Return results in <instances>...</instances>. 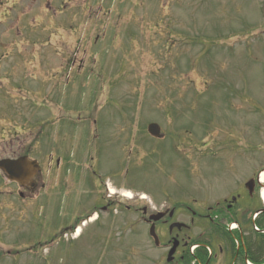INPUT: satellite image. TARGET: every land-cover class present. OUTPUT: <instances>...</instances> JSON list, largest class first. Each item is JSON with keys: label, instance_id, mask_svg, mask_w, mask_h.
I'll return each mask as SVG.
<instances>
[{"label": "rangeland", "instance_id": "1", "mask_svg": "<svg viewBox=\"0 0 264 264\" xmlns=\"http://www.w3.org/2000/svg\"><path fill=\"white\" fill-rule=\"evenodd\" d=\"M98 1L68 0L56 14L64 0H0V161L29 154L41 187L53 147L83 174L72 189L22 199L0 173V264H169L166 239L155 247L129 209L141 202L124 193L158 211L216 210L264 169V0ZM103 181L117 193L114 222L100 214L102 231L91 223L63 239L93 213ZM243 200L244 213L262 209ZM197 224L179 238L208 240Z\"/></svg>", "mask_w": 264, "mask_h": 264}, {"label": "flooded vegetation", "instance_id": "2", "mask_svg": "<svg viewBox=\"0 0 264 264\" xmlns=\"http://www.w3.org/2000/svg\"><path fill=\"white\" fill-rule=\"evenodd\" d=\"M58 0H55L57 2ZM71 2L73 0H70ZM99 7H103L104 0H99ZM98 1V2H99ZM116 0H114L115 3ZM129 1V5L131 7H138L143 9L144 0H127ZM53 2V0H51ZM68 0H64L63 3H60L61 6L58 5V8L55 9V13L58 14V11H63V7L67 5ZM53 4V3H52ZM114 8V6L112 7ZM99 40L96 41L98 43ZM68 53V51H65ZM64 53V52H62ZM264 55V54H259ZM257 109L258 106L256 105ZM258 130H261L259 127ZM262 132V130L260 131ZM260 132H258L260 134ZM167 137L165 136L158 140V142H166ZM54 148L52 147V152L48 155L47 158V169L45 171L47 176V181L44 183V186L40 187V179L42 178L43 174L41 171L39 174H37L35 180L33 181L34 185H22L20 183H12L13 185H17L19 187L18 195L22 199H28V198H35L36 194L41 191V189L44 187L45 190L49 193L52 191H55L59 188H74L77 185H81L83 183V174L80 177V171L78 168L74 167L72 165V162L70 159H60L61 157L54 156ZM178 152H180V149H178ZM28 156V155H25ZM240 156V155H239ZM15 159V158H11ZM63 160H65L64 164L62 163ZM79 162V159H78ZM77 162V165L79 164ZM264 170V169H263ZM66 172L71 173L72 175L69 177H66ZM262 173V170L256 173L251 180L252 182H249L251 180H248L247 184H244L242 181L237 180L236 184L232 186V188L227 191V195L225 198H222L220 202L217 203V211L214 212L212 207H207V210L205 212H196L191 207L186 206L185 204L171 206L167 207L164 206L158 211L155 207H149L144 205L137 206V207H129L130 210H135V212L141 213V221L143 223H146L147 225L151 226L149 222V217L154 212H160L164 213L165 216L162 220H160L159 223L156 225V229L165 228L168 229V235L170 243V247L173 244V240L175 238H179L180 235L178 232H182L183 230H190L191 227L189 225L183 226L179 229H174L172 232L170 231V228L172 225L176 223H180L178 221V218L181 216H185L189 213L191 216V223H195V217L198 216V218H201V220H204L209 223L215 224V226L212 228L210 238L205 241L206 246H211L213 251L212 255L208 257V255L205 253V251L201 250L198 253L194 254L193 256L187 255V251L189 248V245L191 241H188L186 237L180 238V246L178 248V253L180 255V259H189L193 258L196 262L195 264H245L246 261H250L253 259H257L259 255H262L264 253V236L261 235V233H255L254 229L255 226L262 225L264 223V217L260 218L258 217L256 221L254 220L255 212L244 213L243 211V199L245 196H247L248 201H250V205L253 200L256 199V193H257V187H260V174ZM229 174V173H227ZM56 178V183L54 186H52V180ZM102 184L105 185V182L103 181ZM247 191H244V190ZM105 195L102 197L96 198L94 200V206L92 207L93 213L87 218L90 219L92 216H94L96 213H98V217L96 221L93 223L98 226V229L102 231V225H101V215H106V221H108V224L113 223V211L116 210V207L119 206V201H117V198L108 195V189L104 188ZM134 203L138 204L139 201H135ZM198 208L201 209V206L195 202ZM259 212L260 210H252ZM220 215V216H218ZM264 216V214H263ZM236 224L237 230L231 231L230 225ZM77 225L74 228L68 229L69 231H75L77 229ZM218 232H221L222 235L219 238L216 236ZM110 237V236H109ZM109 241V239H108ZM108 243V242H107ZM111 246V245H110ZM109 246V247H110ZM260 247H262V251H260ZM208 261V262H207Z\"/></svg>", "mask_w": 264, "mask_h": 264}, {"label": "water", "instance_id": "3", "mask_svg": "<svg viewBox=\"0 0 264 264\" xmlns=\"http://www.w3.org/2000/svg\"><path fill=\"white\" fill-rule=\"evenodd\" d=\"M149 133L155 137H161V128L157 124H152L148 128ZM0 170H2L7 178L12 182H18L22 185H34L33 180L36 174L39 172V166L36 162L28 160V158H20L18 160H3L0 162ZM154 221H158L159 217L151 218ZM173 228V227H172ZM151 235L155 238L156 244H159V239L155 232V225L151 229ZM177 243L170 252L169 262L173 260V255L176 252Z\"/></svg>", "mask_w": 264, "mask_h": 264}, {"label": "bare ground", "instance_id": "4", "mask_svg": "<svg viewBox=\"0 0 264 264\" xmlns=\"http://www.w3.org/2000/svg\"><path fill=\"white\" fill-rule=\"evenodd\" d=\"M124 197L125 198H128V199H132L133 197H134V195L131 193V192H126V193H124ZM143 199H146L147 198V196L146 195H143V197H142ZM81 230L79 229L78 230V233L80 232ZM77 233V234H78Z\"/></svg>", "mask_w": 264, "mask_h": 264}]
</instances>
